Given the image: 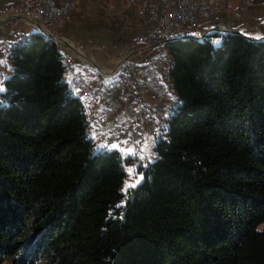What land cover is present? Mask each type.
<instances>
[{"label":"trees","instance_id":"16d2710c","mask_svg":"<svg viewBox=\"0 0 264 264\" xmlns=\"http://www.w3.org/2000/svg\"><path fill=\"white\" fill-rule=\"evenodd\" d=\"M193 34L164 42L175 100L147 167L96 149L53 39L0 40V264H264V39Z\"/></svg>","mask_w":264,"mask_h":264},{"label":"crops","instance_id":"0c3cea01","mask_svg":"<svg viewBox=\"0 0 264 264\" xmlns=\"http://www.w3.org/2000/svg\"><path fill=\"white\" fill-rule=\"evenodd\" d=\"M52 1L55 4L73 2L66 15L52 28V32L66 42H56L61 54L67 56L84 73L90 85L98 83L101 86L105 102L113 113L103 133L118 119V110L124 109L128 114L137 116V113L134 114L136 105L129 94L119 93L116 77L105 76L104 73L113 69L121 56L130 59L143 57L145 52L139 48L137 38L153 29L155 21L141 9L139 0ZM13 2L14 0H0V13ZM212 9L211 15L202 21L205 29L231 28L249 37L264 34V0H255L243 7H239V0H214ZM2 20L3 17H0V21ZM33 30L35 29H27L22 20L12 19L0 23V40L10 39L18 31L23 32L20 35H25ZM157 61L160 64V59ZM67 73L64 71L63 76L69 81ZM78 73L76 75L81 76V72ZM105 102L97 104V111H104ZM86 105L88 108L85 109L91 110V103ZM164 112L165 108L162 115ZM87 113L88 117L92 116L91 112ZM94 141L99 144L98 136ZM136 147L139 148L140 145Z\"/></svg>","mask_w":264,"mask_h":264},{"label":"built area","instance_id":"2783aa9c","mask_svg":"<svg viewBox=\"0 0 264 264\" xmlns=\"http://www.w3.org/2000/svg\"><path fill=\"white\" fill-rule=\"evenodd\" d=\"M254 1L239 0V7ZM139 2L141 9L155 21V27L137 38L139 48L145 52L141 59L121 56L115 64V67L123 66V73L117 75L118 91L120 94H127L129 91V96L137 108L134 112L137 116L128 114L124 109L118 110V119L110 128L114 129L117 124L121 125L117 130L121 133V140L126 138L125 129L131 130L137 124L139 128L133 133V140L140 139L137 133L147 132L150 136H156L159 128L157 120L162 115L164 106L171 102L164 81V67H157V57L163 50V40L168 34L183 33L184 26L188 27L187 30L200 33L201 30L196 25L212 13V0H139ZM72 5V1L55 4L52 0H14L0 13V17H5L0 23L20 19L26 24L27 29H38L39 26L53 33L52 28L66 15ZM21 33L23 32H17L19 35ZM9 44L12 45L13 40L3 42L0 58L5 57V48ZM65 57L70 69L72 91L89 98L94 124L99 125L94 131L103 133L113 113L105 102L102 88L98 83L90 85L84 73L80 69L78 71L69 58ZM114 68L106 70L104 75H114ZM74 72H81V79H74ZM83 85H90L91 93H84ZM77 88L79 91H76ZM97 102H105L104 111H96ZM108 130L103 133L104 135H97L99 141H116L117 137L109 136Z\"/></svg>","mask_w":264,"mask_h":264},{"label":"snow or ice","instance_id":"6c2138e0","mask_svg":"<svg viewBox=\"0 0 264 264\" xmlns=\"http://www.w3.org/2000/svg\"><path fill=\"white\" fill-rule=\"evenodd\" d=\"M195 35V34H193ZM264 37L257 36L256 39H262ZM0 43H3L0 41ZM216 44H219V41H215ZM9 47H11V44H9ZM0 66H7V61L5 60H0ZM79 71V69H77ZM7 79L6 77H3V74L0 73V93H4L6 91V88L4 87L3 80ZM71 83V81H69ZM105 83H108L107 81ZM76 91H79L77 88ZM169 95H171L169 93ZM83 99V97H81ZM2 103V101H0ZM170 115V112L166 111L165 112V118ZM98 124H93V128H98ZM121 128L120 124H117L116 127L109 128L108 130V135H115L117 137L115 142L112 143H99L96 145L97 150H107V151H112V150H117L121 153V158L124 160L131 159L133 161H138L139 163L136 165V167H147L148 163H151L152 159L155 157V152L152 151V149L155 147L157 139L163 137L166 135L165 131H162L161 129H157L156 136H150L147 133H137L138 136H140V139H135L133 140V133L136 132V130L139 128V124L134 125L131 130L126 131V138L125 139H120L121 133L117 131L118 129ZM97 135H104L103 133H99L98 131H93L90 139L95 140ZM121 145H124V147H121ZM140 145L139 148L136 146ZM126 171L129 176H132V174L135 171V168L133 167H128L126 168ZM144 179L143 174H139L137 178L135 179V183H128L127 181L124 184L123 191L125 193L128 192L129 189H135L137 185ZM127 195L124 197L125 200H127ZM117 207H120V205H117Z\"/></svg>","mask_w":264,"mask_h":264},{"label":"rangeland","instance_id":"374dc122","mask_svg":"<svg viewBox=\"0 0 264 264\" xmlns=\"http://www.w3.org/2000/svg\"><path fill=\"white\" fill-rule=\"evenodd\" d=\"M212 10H213V9H212ZM3 20H5V17H3ZM196 27H197L199 30H201V31H208V30H212V31H213V29H205V28L203 27V22H202V21L198 22V24L196 25ZM207 33H209V32H207ZM181 35H183V34H181ZM181 35H179V36H181ZM22 36H23V35H22ZM196 36H199V35H196ZM217 40H219V38H218V37H215V38L213 39V43L216 44L215 41H217ZM8 49H9V48H8ZM6 51H7V50H6ZM64 57H65V56L63 55V58H64ZM4 59H5V57H4V58H0V60H4ZM158 59H160V64H159V62L157 61V67H165V68H164V72H165V71H166V68H167V65H166V63H164V62H165L166 60H168V61L170 62V55L167 53V50L164 49V52L161 54L160 57H158ZM67 63H68L67 59H64L65 69H66V65H67ZM3 71H4V66H0V73L3 72ZM67 72H68V73H67ZM66 73H67L68 76H69V81H71V79H70V71H68V70L66 69ZM76 73H78V72H76ZM4 74H5V73H4ZM4 74H3V75H4ZM78 74H80V73H78ZM110 77H111V76H110ZM113 77H116V80L118 81L117 76H113ZM76 79H77V75H76ZM114 79H115V78H114ZM166 85H167V84H166ZM84 87H85V86H84ZM71 88H72V85H71ZM167 88H168V90H169V86H168V85H167ZM169 92H170V94H171V97L173 98L172 101H174V100H175L174 96L172 95L171 91H169ZM84 93H91V86H88V87L86 86L85 89H84ZM75 95H77V96L79 97V99L81 100L84 109H85V108H88L86 104H87V103H90V101L87 100V99H89V98L83 96L82 94H75ZM81 97H83V99H81ZM169 104H172V102L169 103ZM87 111L91 112V110H90V109H85L86 117H87V119H88V123H89L90 133H91V135H92V133H93V131H94V128L92 127V125L94 124V117H93V116L88 117V115H87V114H88ZM160 126L162 127V124H160ZM161 127H160V128H161ZM140 138H141V137H140ZM104 142H105V141H104ZM97 143H100V141H98ZM109 143H111V141H109ZM127 168H128V167H127ZM125 170H126V169H125ZM139 174H141L139 171H135V172L132 174V176H129L128 173H127V171H126L125 180H124V182L122 183L121 191H123L124 184H125L126 181H127L128 183H135V179L137 178V176H138ZM123 192H124V191H123Z\"/></svg>","mask_w":264,"mask_h":264},{"label":"bare ground","instance_id":"6f19581e","mask_svg":"<svg viewBox=\"0 0 264 264\" xmlns=\"http://www.w3.org/2000/svg\"><path fill=\"white\" fill-rule=\"evenodd\" d=\"M213 1L214 0H212V2L211 3H213ZM204 20V19H203ZM203 20H201V21H203ZM188 27L187 26H184V29H187ZM35 30H38V29H35ZM39 31V30H38ZM202 32H212V30H208V31H201L200 33H197V32H194V34H196V35H200V34H202ZM181 34H183V33H176V34H168V36L167 37H165L164 38V40H163V50H162V52L159 54V56L158 57H160L161 56V54L164 52V49H165V46H164V42H165V40H167V39H169V38H171V37H174V36H179V35H181ZM13 44H14V40H13ZM12 44V45H13ZM9 48V46H7L6 48H5V54H6V50ZM166 50V49H165ZM158 57H157V59H158ZM164 63H166V65L168 66L169 65V61L168 60H166ZM117 68V69H116ZM115 69H114V75H106V76H117V75H121L122 73H123V66H117ZM165 68V67H164ZM66 69L68 70V71H70V69H69V67H68V63H67V65H66ZM74 79H76V72H74ZM77 79H81V76H79V75H77ZM117 79H118V76H117ZM164 81H165V84H167L168 86H169V83H170V81H171V79H170V76L168 75V73L166 72V77H164ZM167 85H166V88H167ZM87 86H90V85H83V92H84V89H85V87ZM167 90H168V88H167ZM170 91V87H169V90H168V92ZM170 93V92H169ZM74 94H81V93H74ZM127 94H129V91L127 92ZM84 96V95H83ZM88 98V97H87ZM172 97H171V95H169V100L173 103L174 101H172ZM90 101V100H89ZM171 102H169V103H171ZM99 102H97V104H98ZM168 103V104H169ZM97 104H96V111H97ZM162 111H163V109H162ZM162 114V113H161ZM159 129H160V124H159ZM112 142H115V141H111V143ZM101 143H104V141H101Z\"/></svg>","mask_w":264,"mask_h":264},{"label":"water","instance_id":"95a60500","mask_svg":"<svg viewBox=\"0 0 264 264\" xmlns=\"http://www.w3.org/2000/svg\"><path fill=\"white\" fill-rule=\"evenodd\" d=\"M38 30L43 33L44 35H46L47 37L53 39L55 42H61V43H64L66 44L65 40H62L61 38H59L58 36L54 35L53 33H50L48 32L47 30L45 29H42L41 27L37 26ZM218 31V32H239L238 30H235V29H228V28H224V27H217V28H213V31ZM207 32H202V34H200L199 36H195V37H200L201 35L203 34H206ZM241 33V32H240ZM243 34V33H242ZM249 37V36H248ZM260 37H264V34L263 35H260ZM251 39H256V37H250ZM264 39V38H262ZM62 40V41H61ZM256 40H261V39H256ZM68 46V45H67ZM72 49H75L73 47H71ZM77 51V50H76ZM79 52V51H77Z\"/></svg>","mask_w":264,"mask_h":264}]
</instances>
